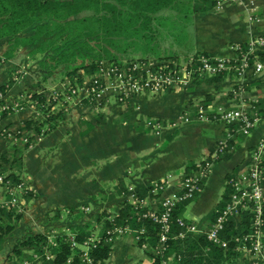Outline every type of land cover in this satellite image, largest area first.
Instances as JSON below:
<instances>
[{
	"label": "crops",
	"instance_id": "crops-1",
	"mask_svg": "<svg viewBox=\"0 0 264 264\" xmlns=\"http://www.w3.org/2000/svg\"><path fill=\"white\" fill-rule=\"evenodd\" d=\"M161 15L166 16L165 13ZM188 19L186 23L191 21V24L187 27L186 34L190 43L183 55L206 53L231 61L236 57L235 45L244 44L249 39L264 34V0L230 3L221 10L213 7L206 11L192 12L191 9ZM155 33L139 39L137 44L156 46L158 39L170 36V44L162 49L163 53L162 50H145L141 47L128 50L125 55L140 54L142 56L137 58L147 61L177 57L175 54H166L167 51L183 48L172 39L173 34L171 35L168 27ZM148 39L150 42L145 43ZM2 44L0 41V56ZM33 61L27 49H22L11 59L0 62V85L4 84L10 75L15 76L12 87L4 97L7 103L22 97L28 84L27 70L33 65ZM222 74L225 75L213 82L205 80L179 90L134 95L129 99H132L135 105L121 107L127 112L126 118L121 122L106 121L85 135H80L79 119L87 118L86 114L93 110L88 105L83 107L78 103L80 96L85 97L84 89L90 81L89 77H84L83 86L76 92L79 95L68 97L67 104L63 105L66 121L48 134L37 137L35 143L24 152L22 167L18 169L20 176L17 175V169H7V172H12L18 177L17 180H20L27 190L19 199L22 207L20 218L12 221L13 228L7 235L12 239L0 250L2 264L9 262L13 247L27 234L55 233V229L58 231L61 227L68 226L63 222L70 223L72 221L69 220L75 216H71L68 210L65 211L68 207L84 211V204L90 202L93 208L88 216L92 217L102 210L111 213L122 200L127 199L129 188L136 192L140 188L153 187L154 183L162 181L167 175H170V178L168 183L163 185L159 196H148L143 202L150 208H157V201L177 195L180 189L179 179L185 166L202 158L225 136V127L217 122L192 120L189 123L175 124L184 108L201 105L200 102L205 97H208V105L233 108L244 104L245 101H254L264 96V65L258 72L252 68L248 69L242 77L232 70ZM64 84L61 87L63 91L69 87V84L66 87ZM239 86H244V90L234 92V88ZM30 106L23 104L21 109L14 110L0 120V153L8 145H5L2 135L3 128H15L28 120L38 123L42 119V114L35 112L36 108ZM138 119L159 121L162 127L157 133L137 131L135 125ZM262 138L264 119L257 121L251 133L240 143L237 142L238 138L234 140L232 152L228 157L223 156L212 164L197 197L183 213L185 219L201 231L210 228L214 220L207 216L221 199L226 175L234 171L236 178L240 177L246 169L252 148ZM0 174L7 175L5 172ZM104 188L110 189V194L106 201L101 200L105 199L103 195L98 200ZM24 216H28L29 220L19 223ZM55 221L59 225H55ZM237 221L239 220H235L236 224ZM71 224L68 227L82 226ZM40 226L41 228H36ZM125 237H129L131 245H134L130 234L116 238L112 243L108 262L106 260L104 264H129L127 253L131 245L121 241ZM115 244L125 246V257L115 250ZM236 251L237 255L233 260H225L222 264H264L261 253H254L241 245L236 247ZM140 254L139 257L133 256L138 260L133 264H151V259L143 253V247L140 248Z\"/></svg>",
	"mask_w": 264,
	"mask_h": 264
},
{
	"label": "trees",
	"instance_id": "trees-1",
	"mask_svg": "<svg viewBox=\"0 0 264 264\" xmlns=\"http://www.w3.org/2000/svg\"><path fill=\"white\" fill-rule=\"evenodd\" d=\"M213 7L214 0H0V41L4 45L0 62L11 59L19 50L27 49L32 60L37 56L44 57L50 64V71L61 67L65 76H72V82L67 90L56 94V96L55 94L44 96L35 91L26 94L27 100H33L39 106L42 119L38 123L28 120L15 128L6 126L15 135L16 141L0 153V173L5 172L7 177L18 179L20 176L18 169L22 167L24 152L35 143L37 137L48 134L66 121L63 105L67 104V98L71 97L72 90L75 91L83 86L84 77H95L100 70H107L111 64L124 66L133 62H146L147 60L140 58L138 61L123 64L121 62L123 58H119L118 55L128 50L143 48L144 45L137 44L139 39L156 34L155 32L162 28L168 27L172 32L174 25L185 26L186 23L183 21L189 20L188 12L191 9L192 12H198ZM163 13L169 15L163 16L161 15ZM30 27H33V32L24 35L22 32ZM129 46H136V48L128 49ZM259 57L260 62L264 65V52H261ZM79 59L85 60V62L76 66ZM128 60H132V58H128ZM224 75L217 74L197 78L191 85L205 80L208 82L217 81ZM14 81L15 76L10 75L7 81L0 85V95L6 96ZM99 82H101L100 86ZM104 83L105 80L102 77L91 86L96 87L98 84V90H100ZM241 90H244V86L234 88L236 93ZM93 101H95V96L90 94L78 102L81 105ZM23 102L21 106H23ZM208 102V97H205L200 103L202 107H206ZM12 104L6 108L5 102L0 101V120L13 112ZM244 105L250 116L255 115L264 119V96L254 101H245ZM123 119L114 122L118 123ZM146 121L138 119L135 129L144 132L152 131L151 127H146ZM105 122L106 120L98 113H91L87 118L79 119L80 135H85L95 126ZM153 122L161 124L159 121L153 120ZM244 137L242 134L237 135V142L240 143ZM233 142L234 140L229 143L225 157L231 154ZM192 166L193 162H190L185 168ZM8 168L17 169L18 177L12 172H7ZM235 178L234 171L226 175V184L221 199L207 216L210 220H214L227 204L232 190L230 180ZM203 182L200 184V189ZM152 188L150 186L140 188L135 194L141 201L148 196H159L161 190L150 194ZM198 192L192 199L185 200L174 207L165 242L159 241L161 233L159 224L150 218L142 217L150 207L145 204L144 206L133 204L126 199L122 200L111 213H107L105 210L98 214L95 213L93 215L95 226L86 223L83 226L69 227L70 229L66 231L50 232V235L27 234L13 247L7 264H68L66 263L68 259L71 261L70 264H81L79 259L81 250L78 245L95 234L100 236V241L95 248L91 249L90 256L93 259V264H104L110 255L113 243V241L108 242L105 239V232L108 229H114L115 226L124 225L130 227L129 234L132 236L135 246L141 248L142 244H146L143 253L151 259V264H161L162 260L167 264H222L225 260H233L237 255L238 244L235 219L226 220L223 229L218 233L217 242L208 240L203 232H188L182 238L178 236L179 232L184 229L177 224L176 219L182 218L184 223H192L183 217V213L186 207L195 200ZM158 204L159 201H157V209L158 213H161L162 208ZM66 210L70 212V215L71 213L75 214L73 217L76 218L83 212L76 207H68ZM262 211L263 222L260 230H264V207ZM12 214L13 211L3 213L4 218L0 221V250L5 237L13 228ZM16 218H20V213H16ZM253 219L254 215L250 214L240 221L241 233L253 234ZM142 230L143 232L139 233ZM69 236H73L72 241L77 246L71 247L72 241ZM48 237L51 238L50 241ZM162 247L164 251L159 252ZM47 256L52 258H46Z\"/></svg>",
	"mask_w": 264,
	"mask_h": 264
},
{
	"label": "built area",
	"instance_id": "built-area-1",
	"mask_svg": "<svg viewBox=\"0 0 264 264\" xmlns=\"http://www.w3.org/2000/svg\"><path fill=\"white\" fill-rule=\"evenodd\" d=\"M243 1L244 0H214V8L221 10L227 4L241 3ZM234 49L236 57L231 61L211 54L193 53L174 59L133 62L124 66L111 64L107 70H100L98 75L90 78L89 85L86 87L85 91L95 96L94 93L97 94L104 89L113 90L119 86V83L113 84V82H120L119 80L122 78L127 81L130 88L134 89L133 91H145L147 88L151 89L153 92L159 91L157 90L159 88L160 91H171L186 88L197 78L222 74L229 70L235 72L239 77H242L245 74V71L250 68L256 72L262 70L263 64L259 60V54L264 52V34H259L258 36L249 39L244 44L235 45ZM121 69L125 70L127 76L120 75ZM140 75H142V78L138 79V76ZM131 76L132 79H130ZM102 77L104 78L105 83L100 90H98V84L96 87L91 86V84H96L97 80ZM99 83L100 86L101 82ZM136 83L140 85L139 88H137ZM73 94H76L74 90L71 91V95ZM4 97L5 96L0 95V101H4ZM12 103L11 110L14 111L15 109L22 108L21 105L18 106V101L15 100ZM192 114L194 117L191 116ZM192 117L196 121L206 120L221 123L225 127V136L211 151L199 160L194 161L191 168H185L179 179V193L159 201L158 205L162 208L161 213H158L157 208H150L143 214L142 217L150 218L152 221L159 224L161 228V233L159 235L160 242H165L167 239V234L169 233L170 228V218L174 207L185 200L193 198L195 193L200 190V184L206 178L212 164L228 152L226 149L228 148L229 143L235 140L239 134L244 136L249 135L257 121L260 120L258 116H250L247 113L244 104L233 108L219 105H207L206 107L198 105L194 108H184L183 113L175 124L189 123L193 120ZM146 127H151V130L157 133L162 125L158 122L147 121ZM2 135L7 138L10 143L16 141L15 135L7 129L2 130ZM24 137H26V135H24ZM263 153L264 138L260 139V141L252 148L250 157L246 162L245 171L240 174L239 178L230 180L232 190L227 204L222 212L216 216L207 231H201L193 223L186 224L183 222L182 218H177V224L181 225L184 229L179 232L178 236L182 238L188 232H203L208 240L217 242L218 233L223 229L224 223L227 219L232 218L239 220V222L237 221V224H235V228L238 230L236 239L238 242L237 246H245L254 253H260L263 251L264 245L260 242V226L263 222L262 209L264 207ZM169 178L170 175H167L162 181L154 183L152 190H150V194H155L158 190H161L163 185L168 183ZM26 190L27 188L20 180H15L11 177H7L5 174H0V221L4 218L3 213L5 212L15 211L16 213H20L22 211L19 199L23 196ZM128 192L127 199L129 202L144 206L145 203L139 200L135 194L136 192H133L130 188L128 189ZM250 214L254 215L252 222L254 232L252 235L240 234V221L243 218L248 217ZM130 232L131 229L128 225L115 226L114 229H108L105 232V239L108 242H111L120 236L129 234ZM142 232L143 230L139 233ZM48 238L50 241L51 238ZM69 238L71 241L73 240V236H69ZM99 241L100 236L93 235L87 238L81 245H78L81 250L79 252L81 264H93L90 251L96 247ZM74 246L77 245L72 241L71 247ZM144 247L145 245H143V248ZM163 251L164 248L162 247L159 252ZM46 258L52 257L47 256ZM66 263L70 264V259H68ZM161 263L166 264L164 260H162Z\"/></svg>",
	"mask_w": 264,
	"mask_h": 264
},
{
	"label": "rangeland",
	"instance_id": "rangeland-1",
	"mask_svg": "<svg viewBox=\"0 0 264 264\" xmlns=\"http://www.w3.org/2000/svg\"><path fill=\"white\" fill-rule=\"evenodd\" d=\"M165 14L169 15L168 13H165ZM190 22L186 23V21H183V23H186V24H185V26H182V27H179V26H176V25L173 26L172 32H171V35L173 34V38L172 37L171 38L173 40H175L183 48L174 49L172 51H167L166 54H175L177 57H181V56H183V54H185L183 52H187V50H188V46L187 45L190 43V41H189V39L187 37L186 31H187V27L190 26V24H191ZM32 32H33V27H30V28H28L27 30H25L22 33L24 35H29ZM163 35H165V32H164ZM169 37L165 36L162 39H158L156 41V46L145 45L143 48L145 50H152L153 49V50L160 51L165 46H167V44H170V42H169L170 38ZM144 42L145 43H149L150 40L148 39V40H146ZM1 46L4 47L3 44ZM126 48H128V47H126ZM130 48H136V46L135 47L129 46L128 49H130ZM163 52L164 51L162 50V53ZM139 56H142V55L138 54V55L128 56V55H125V52L123 54H121V55H118L119 58H121V57L123 58V59L121 58L122 59L121 62L123 64H128L129 62H132V61H138L140 58H137V57H139ZM158 56H160V55H158ZM128 58H132V60H128ZM84 62H85V60L79 59L78 62L76 63V66H78V65H80L81 63H84ZM32 63H33V65L28 67V70H27L29 77L27 76L28 84L26 86V89H24V92L22 93L24 96L22 95V97H18L17 101H18V106H20L21 103L24 101L23 103L26 106L31 105L30 107H33V109L36 108L35 112L39 111V113L41 114V112L39 110V106H37L36 103L33 100H27L26 94L28 92H30V91H35L36 93H39V94H42V95H45V96L51 95V94L52 95L55 94V96H56V94L62 93L63 90H62L61 87L63 86V84L65 82L66 83L64 84V87H66L67 84L70 85V83L72 82L71 81V77L72 76H68V77L65 76V72L62 70L61 67H58V68H56L53 71H50L49 70V65L50 64H48V61L45 60L44 57L41 58V57L37 56V57H35V59H34V61ZM18 67H20V66H18ZM71 67H74V66H71ZM120 75H126L124 69H121ZM141 78H142V75L138 76V79H141ZM63 79L64 80L66 79L67 81L66 80L64 81ZM130 79H132V76L130 77ZM61 80H63L64 82L63 81L61 82ZM119 81L120 82H118V81H114L113 82V84L119 83L118 88H115L113 90L104 89L102 92H98L97 94L94 93L95 96H96L95 97L96 101H93V102H90V103H87V104H81V106L84 107L85 105H88L89 108L92 107L93 110H92L91 113H98L106 121H110L111 122L112 120L113 121L121 120V119H123V117L126 116L127 112H125V110L122 109L123 107H128V106L130 107V106L135 105L134 101L132 99H129L130 97H132L134 95L137 96L138 94H141V93L158 94L159 91H160V88L157 89L159 91H156V92H153V91H151V89L147 88V90H145V91L137 92V91H133L134 89L130 88L129 84H127V81L124 80L123 78L120 79ZM136 86H137V88H139L140 85L138 83H136ZM79 88L75 89V92H77L79 90ZM85 90L86 89H84V91ZM163 91H166V90H163ZM78 95H79V93H77L75 95L73 94V95H71V97H75V96H78ZM88 95H90V93L89 92L87 93L85 91V97L88 96ZM85 97L84 96H80L79 99H83ZM4 102H5V105L7 107H9V105L11 104V103H7V101H5V100H4ZM92 104H93V106H92ZM101 104H102V106L100 107ZM15 110H18V109H15ZM91 113H89L88 115L86 114V116H89ZM40 117H42V116L40 115ZM147 121L153 122V120H147ZM3 129H6V128H3ZM4 141H5V145L7 143L8 144L7 147H9L10 141L7 138H5ZM102 190H103L102 193L99 194L97 199L98 200L101 199V196L103 195V197H105V199H101V200L106 201L111 190L108 189V188H104ZM84 206L85 207H84V211L82 212V214L77 215V218L76 217H72V219L69 220V221H72L70 223H68V221L63 222V223H67L68 226H70L71 223H72L71 225L78 224V225H82V226L85 225L86 223H89V225L93 224V226H95L96 224H94V220H93L94 216H92V217L88 216L90 210L93 207H91L90 202L84 204ZM98 213H100V211H98L97 214ZM15 215H16V212L13 211L12 218H11L13 221L15 219ZM72 215H73V213H71V216ZM91 219H92V221H91ZM27 220H29V217L28 216H24L23 219L21 220V222H19V223H26ZM19 223H17V225ZM46 224L48 225L49 223H46ZM57 224H58V222H56L55 225H57ZM68 226H63L58 231H63V230L66 231L67 229H70ZM99 226H100V224H99ZM36 228H41V226L40 227H36ZM58 231H57V233H58ZM54 232L56 233V229H55ZM240 234H243V233H240ZM248 234H250V233H248ZM11 239H12L11 236H9V237L7 236V238L5 239L3 245L5 244V247H6L10 243ZM121 241L124 242V243H128L130 245L132 244L129 237L122 238ZM260 242L264 245V230H260ZM142 245L146 246V244H142ZM114 248H115V250L116 249L118 250V252L121 254L122 257L126 256L125 246H123V245H117L116 246V244H115ZM131 250H132V252H131ZM260 253H261L260 256L264 257V250L261 251ZM133 256H137V257L141 256L140 248H138L137 246L131 245L130 250H128V253H127V258H129V264H133L135 261L136 262L138 261L137 259H134ZM107 262H108V260H107ZM0 264H2V260H0Z\"/></svg>",
	"mask_w": 264,
	"mask_h": 264
}]
</instances>
